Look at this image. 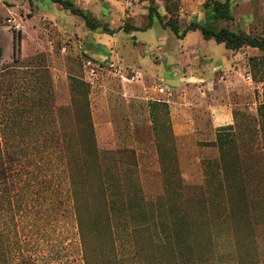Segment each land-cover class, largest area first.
<instances>
[{
  "label": "rangeland",
  "instance_id": "obj_1",
  "mask_svg": "<svg viewBox=\"0 0 264 264\" xmlns=\"http://www.w3.org/2000/svg\"><path fill=\"white\" fill-rule=\"evenodd\" d=\"M73 1L102 26L89 29L82 17L52 0H0V130H14L23 149L8 181L0 182L5 243H20L19 250L37 264H85L66 152L52 144L66 139L78 159H92L86 142L90 132L82 122L89 112L99 152L90 165L91 177L104 183L120 210L143 207L154 238L160 229L173 239L175 229L194 218L218 243L215 256L221 254L223 264H264V217L254 220L238 186L243 181L248 202L264 200V126L258 109L263 74L257 73L263 67L253 68L250 59L264 56V51L249 46L238 50L244 77H249L239 88L196 77L172 86L156 76L154 66L165 68L168 79L174 77L176 71L166 69L174 65L169 52L178 54L176 35L158 20L149 23L148 0ZM205 2L178 0L181 27L205 18ZM231 4L234 18L220 19L216 27L263 37L264 0ZM157 5L167 19L164 1L157 0ZM127 26L140 30L126 32L122 27ZM17 34L21 42L15 54ZM168 34L167 45L157 49V41ZM202 38L201 31H193L178 46L196 45ZM204 46L215 59L226 55L224 44L207 40ZM192 57L187 56L190 64L182 74L204 78L209 60L202 55L194 62ZM167 85L171 96L159 91ZM219 100L231 101L233 107L226 123L215 126L210 105ZM179 116L189 125L185 131L174 128L182 122ZM221 135L229 138L225 157L218 145ZM6 140L10 142L9 134ZM224 160L238 176L236 183L229 181L234 186L230 191ZM93 192L100 196L102 191ZM238 206H243L240 211ZM123 214L119 221L126 225ZM239 226L253 234L246 240L249 253L237 250ZM124 243L121 253L126 252Z\"/></svg>",
  "mask_w": 264,
  "mask_h": 264
},
{
  "label": "trees",
  "instance_id": "obj_2",
  "mask_svg": "<svg viewBox=\"0 0 264 264\" xmlns=\"http://www.w3.org/2000/svg\"><path fill=\"white\" fill-rule=\"evenodd\" d=\"M54 3L60 4L63 8L82 17L85 20L87 27L91 30H96L102 24L89 12L80 8L73 0H52ZM150 2V24L158 20L163 28L170 29L176 36L184 39L191 31H201L204 38L207 40L213 39L217 43L225 44L227 49L238 51L243 47H253L264 51V36H253L251 34L237 32L229 27H216L215 22L220 19L232 20L234 14L232 12L231 0H206L204 3V20H192L190 23L181 27L179 23V3L178 0H163L164 9L169 17L166 19L157 5V0H148ZM151 25L148 27L150 28ZM126 32L132 30H140L133 26L122 27ZM105 31H110L108 26H104ZM114 33V32H113ZM21 34L14 35L15 54L20 51ZM17 48V51H16ZM16 56V55H15ZM3 57V49L0 47V59ZM18 58V56H16ZM253 62V68H261L257 73H262L260 80L263 82V102L259 105V114L264 126V56L258 58L253 56L250 58ZM84 83V82H83ZM75 90H79V83L76 79L73 81ZM83 98L88 102L87 91L82 93ZM79 117L84 116V113L79 112ZM82 121L89 129L88 154L84 160L76 157V154L71 153L66 146V139L62 142L52 144L53 147H59L60 150L66 152L67 170L70 179L71 191L74 200V213L77 220V228L82 243L83 259L85 264H223V257L216 250L217 242L212 238L206 225L199 224L196 219L190 218V222L183 229H175L173 239L169 234H164L162 230H155L156 238L152 234L147 212L142 208L131 206L129 210L122 211L117 207V198L108 196L103 182L93 180L91 177L90 165L96 162L99 158L97 151L96 134L92 124V117L88 112V117ZM55 126V124H52ZM87 125V126H86ZM231 128V126H226ZM10 134L0 130V182H7L9 170L11 171L23 152L20 141H16L14 130ZM50 131V130H46ZM10 138V142L6 140ZM49 139V132L45 133ZM66 142V143H65ZM18 143V144H17ZM218 145L222 151L223 157L226 156L229 150V138L221 135L218 138ZM77 158L78 160H75ZM72 160L76 165L72 164ZM223 168L227 175V185L229 191L234 188L229 181L236 183L234 176L231 173L229 163L224 160ZM240 193L252 210L254 220L257 222L264 217V200L249 201L246 197L247 190L242 184ZM119 186H113L117 189ZM101 189V195L95 194L93 190ZM232 192V191H231ZM238 198V196H237ZM137 201V197L131 198ZM243 206H238V211ZM122 213L126 217V225L120 222ZM245 226V225H244ZM244 226H239L240 231H236L235 238L237 250L240 252L249 253V248L246 240L253 234L243 229ZM247 232V234H246ZM159 233V234H157ZM4 233H0V264H37L35 260L25 257V254L19 250L17 245L9 241L5 243ZM124 241V249L126 252L119 251V245ZM120 243V244H119ZM9 244V245H8ZM17 247V248H16ZM16 248V249H15ZM15 249V251H14ZM92 249V251L90 250ZM18 253V254H15ZM18 255V256H17ZM217 257V258H216ZM243 260V259H242ZM241 264H253L249 260H244Z\"/></svg>",
  "mask_w": 264,
  "mask_h": 264
},
{
  "label": "crops",
  "instance_id": "obj_3",
  "mask_svg": "<svg viewBox=\"0 0 264 264\" xmlns=\"http://www.w3.org/2000/svg\"><path fill=\"white\" fill-rule=\"evenodd\" d=\"M198 21H201V20H198ZM191 32H193V31H191ZM187 36L184 39H181L178 36H176L177 41H176L175 47H176V49H178V51H177L178 54L176 52H169V54H168L170 56V58H172V60L174 61V65L172 67H168V69H166V72H169L168 70H171L170 72H172V70L176 71L175 75L172 79H179L181 81L183 79H186V77H196L198 79L205 80L206 82H208V84L220 83L222 86L227 85L229 88H232V89L235 87L239 88L240 86L245 85V83H247V81H248L247 78H249V77H247V78L244 77V72H243V69L241 67L242 64L240 61L241 56H240L239 51H235V50L225 48L226 50L224 53L226 55L224 56V58L222 60H218V59H215L213 57V53L211 51H209L208 49L206 50L204 45L206 44L207 39H205L204 36L201 40L200 39L198 40V43H196V45L193 43V45L191 44L188 47L183 46V45L178 46L180 41H184L187 38ZM168 38H169V34H168V36L157 41V43H158L157 49L164 48V46L167 45V43H168ZM210 40H213V39H210ZM218 44H221V43H218ZM182 49H185V51ZM184 52H186L187 54H185ZM182 55H183V58H182ZM188 55L194 56L191 58V60H194V62L200 60L201 59L200 57L202 55L203 56L205 55L206 58H204V60L205 59L209 60V69H210L209 74L204 76V78L200 77L199 74L192 75V76H189V75L186 76L185 73L182 74L181 70L185 69V67L190 64V62L186 60ZM217 60L220 61L218 63V65L215 64V62H217ZM237 65L239 66V68ZM164 66H165V64H164ZM231 66L233 69H231ZM154 68H155L156 76L159 79L165 81L168 84H169V82H171V79H168V77L165 76L166 73H164L162 71V70H165V68L161 67L159 64L155 65ZM232 86H234V87H232ZM215 100H216V97H215ZM210 107L212 108V110L215 113V116H214L215 126H222L226 123V122H224L225 117L229 116L228 110H232L233 103L231 101L230 102H227V101L223 102V101L219 100V101L213 103L212 105H210ZM179 117L182 120L183 116H179ZM228 123H230V121ZM180 124H177V122H176V126H174V128L177 129L178 131L187 130V127L189 126L187 121L182 120V122Z\"/></svg>",
  "mask_w": 264,
  "mask_h": 264
},
{
  "label": "built area",
  "instance_id": "obj_4",
  "mask_svg": "<svg viewBox=\"0 0 264 264\" xmlns=\"http://www.w3.org/2000/svg\"><path fill=\"white\" fill-rule=\"evenodd\" d=\"M159 91H160L161 93H166V94L169 95V96L172 95V90L168 87V85H167V86H161V87L159 88Z\"/></svg>",
  "mask_w": 264,
  "mask_h": 264
},
{
  "label": "water",
  "instance_id": "obj_5",
  "mask_svg": "<svg viewBox=\"0 0 264 264\" xmlns=\"http://www.w3.org/2000/svg\"><path fill=\"white\" fill-rule=\"evenodd\" d=\"M178 83H180L179 79H171V82H169V84L172 86H176Z\"/></svg>",
  "mask_w": 264,
  "mask_h": 264
}]
</instances>
